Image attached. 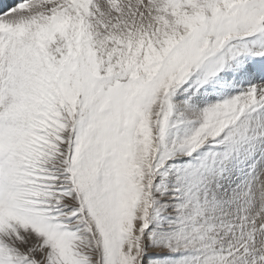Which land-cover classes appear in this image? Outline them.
I'll return each mask as SVG.
<instances>
[{
	"label": "snow or ice",
	"instance_id": "1",
	"mask_svg": "<svg viewBox=\"0 0 264 264\" xmlns=\"http://www.w3.org/2000/svg\"><path fill=\"white\" fill-rule=\"evenodd\" d=\"M0 264H264V0H0Z\"/></svg>",
	"mask_w": 264,
	"mask_h": 264
}]
</instances>
